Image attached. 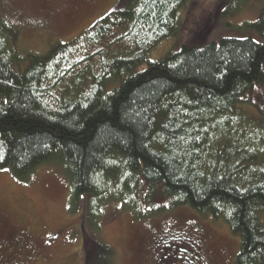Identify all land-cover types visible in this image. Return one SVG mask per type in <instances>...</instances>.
<instances>
[{
  "label": "trees",
  "instance_id": "16d2710c",
  "mask_svg": "<svg viewBox=\"0 0 264 264\" xmlns=\"http://www.w3.org/2000/svg\"><path fill=\"white\" fill-rule=\"evenodd\" d=\"M187 1L122 0L71 42L28 53L21 72L18 27L0 15V169L26 179L60 161L71 209L87 195L99 233L110 204L135 218L188 206L239 236L234 264H264V7L247 24L261 41L180 44L150 60ZM85 260L114 264L112 248L87 237Z\"/></svg>",
  "mask_w": 264,
  "mask_h": 264
},
{
  "label": "rangeland",
  "instance_id": "374dc122",
  "mask_svg": "<svg viewBox=\"0 0 264 264\" xmlns=\"http://www.w3.org/2000/svg\"><path fill=\"white\" fill-rule=\"evenodd\" d=\"M121 1L0 0V15L18 27L12 52L24 58L31 52L44 55L57 42H71ZM234 6L222 0L187 1L179 12L178 33L162 40L149 59L180 44L200 45L222 37L261 41L247 24L260 17L264 0H248L238 10ZM28 63L26 57L13 66L21 72ZM247 111L256 115L250 107ZM69 192V179L58 160L26 179L0 169V264H86L87 237L108 244L114 264H234L239 236L220 218L179 205L135 218L114 203L105 208L99 233L87 225L88 196L71 209Z\"/></svg>",
  "mask_w": 264,
  "mask_h": 264
},
{
  "label": "flooded vegetation",
  "instance_id": "af4514ba",
  "mask_svg": "<svg viewBox=\"0 0 264 264\" xmlns=\"http://www.w3.org/2000/svg\"><path fill=\"white\" fill-rule=\"evenodd\" d=\"M62 5L56 6V7H61Z\"/></svg>",
  "mask_w": 264,
  "mask_h": 264
}]
</instances>
